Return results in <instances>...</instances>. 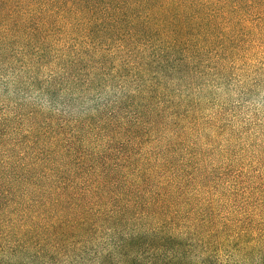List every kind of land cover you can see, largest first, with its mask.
Segmentation results:
<instances>
[{
    "label": "trees",
    "instance_id": "16d2710c",
    "mask_svg": "<svg viewBox=\"0 0 264 264\" xmlns=\"http://www.w3.org/2000/svg\"><path fill=\"white\" fill-rule=\"evenodd\" d=\"M46 67L67 97L60 113L39 122L29 106L16 117L25 131L0 118V264H169L178 237L123 234L129 216L162 215L199 221L264 264V176L237 162L249 131L188 102L264 73V0H0V82L30 85ZM192 205L205 209L172 210Z\"/></svg>",
    "mask_w": 264,
    "mask_h": 264
},
{
    "label": "rangeland",
    "instance_id": "374dc122",
    "mask_svg": "<svg viewBox=\"0 0 264 264\" xmlns=\"http://www.w3.org/2000/svg\"><path fill=\"white\" fill-rule=\"evenodd\" d=\"M49 73L48 67L41 69L40 72L36 71L31 76L33 81L30 85L25 81L24 76L16 79L11 73H8L7 83L0 82V118L9 116L13 121L17 120L22 124V131H25L29 125V120H20L16 117L19 114L24 115L26 111L30 110L29 106L37 107L44 115L38 117L39 122L47 119L45 116L49 114L60 113V108L67 97L65 98L64 92H61L56 86L53 88L48 86L46 81L49 79ZM53 77L54 79L49 83L58 80L56 76ZM234 80L223 82L218 87L210 90L206 88L195 91L186 89L187 93L192 90L188 96V99L192 100H188V102L200 100L203 108L202 113L204 114H215L221 108V111L226 113L225 118L229 119L232 125L243 124L247 128L249 132L243 135L246 150L245 153H241L242 156L237 159V162L248 172L253 171L255 175L262 177L264 176V153L256 152L260 149L264 150V73L260 74L255 81L250 80L249 83L242 84L241 87H238ZM184 81L188 82L187 79ZM198 81L199 79H196V82ZM111 88L108 87V90L104 91L105 94H101V96L112 98L114 94ZM46 89H49L48 93L45 91ZM87 100L84 101L86 103L85 107L91 109L95 105L94 100ZM69 107L72 112L74 111L73 114H76L80 110L78 108L79 101H73ZM60 116H64V114L62 113ZM197 118L199 122H202L199 115ZM166 135H168L167 132ZM209 135L210 131L200 130L199 141H204ZM250 137L258 146L252 144ZM178 159H180L179 156ZM203 209L205 208L197 205L172 208V210H180L181 212L187 210L202 211ZM128 219L124 222L126 226L123 227H127V229L123 234L131 233L136 229L151 234L152 229H155L157 234L174 235L179 238L181 242L176 249L181 253V256L178 258L179 260L171 259L169 264H247L238 242L228 241L216 234L214 229H208L210 234L205 233V231L199 229V226H202V223H198L199 221H193L182 216L175 219L165 215L157 219H150L145 216H135L133 218L129 216ZM112 236L111 230H105L103 234H99L94 243H108L110 241L108 237ZM183 243L186 244L183 245ZM153 249L147 247L145 252L173 251V246L169 245L163 250ZM98 250H100L99 247Z\"/></svg>",
    "mask_w": 264,
    "mask_h": 264
}]
</instances>
